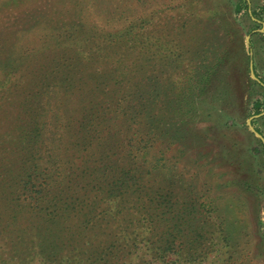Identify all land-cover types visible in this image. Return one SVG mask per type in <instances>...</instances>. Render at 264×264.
Returning <instances> with one entry per match:
<instances>
[{
  "label": "rangeland",
  "instance_id": "obj_1",
  "mask_svg": "<svg viewBox=\"0 0 264 264\" xmlns=\"http://www.w3.org/2000/svg\"><path fill=\"white\" fill-rule=\"evenodd\" d=\"M250 61L264 0H0V264H264Z\"/></svg>",
  "mask_w": 264,
  "mask_h": 264
},
{
  "label": "water",
  "instance_id": "obj_2",
  "mask_svg": "<svg viewBox=\"0 0 264 264\" xmlns=\"http://www.w3.org/2000/svg\"><path fill=\"white\" fill-rule=\"evenodd\" d=\"M249 38H247V40H248ZM249 72H250V77H251V79L254 81V82H256L257 84H259L260 86H262L263 88H264V84H262L260 81H259V79L256 77V75H255V73H254V70H253V64H252V62L250 61V63H249ZM264 115V111L262 112V113H260V114H258V115H254V116H252L249 120H248V122H247V126H248V128H249V131L251 132V134L252 135H254L260 142H261V144H262V146H263V148H264V138H263V136L261 135V134H259L253 127H252V125H251V121L253 120V119H255V118H258V117H260V116H263Z\"/></svg>",
  "mask_w": 264,
  "mask_h": 264
},
{
  "label": "trees",
  "instance_id": "obj_3",
  "mask_svg": "<svg viewBox=\"0 0 264 264\" xmlns=\"http://www.w3.org/2000/svg\"><path fill=\"white\" fill-rule=\"evenodd\" d=\"M253 113L254 115L256 114H259L260 112L264 111V106L260 103L259 100H256L254 103H253ZM135 123H133L132 125H134ZM257 132H259L258 130H256ZM168 241L170 242V238L168 239ZM171 244V242H170Z\"/></svg>",
  "mask_w": 264,
  "mask_h": 264
},
{
  "label": "flooded vegetation",
  "instance_id": "obj_4",
  "mask_svg": "<svg viewBox=\"0 0 264 264\" xmlns=\"http://www.w3.org/2000/svg\"><path fill=\"white\" fill-rule=\"evenodd\" d=\"M256 22H258L256 19H254Z\"/></svg>",
  "mask_w": 264,
  "mask_h": 264
}]
</instances>
